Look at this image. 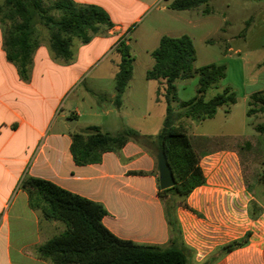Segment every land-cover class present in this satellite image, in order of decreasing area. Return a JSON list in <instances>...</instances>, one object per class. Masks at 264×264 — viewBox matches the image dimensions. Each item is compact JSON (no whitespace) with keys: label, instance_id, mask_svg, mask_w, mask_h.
<instances>
[{"label":"crops","instance_id":"crops-1","mask_svg":"<svg viewBox=\"0 0 264 264\" xmlns=\"http://www.w3.org/2000/svg\"><path fill=\"white\" fill-rule=\"evenodd\" d=\"M73 1L101 7L109 14L114 27L87 44L75 39L72 58L67 61L57 58L49 39L43 37L34 53L28 81L23 80L17 67L8 61L0 28V264H52L40 259L36 248L63 232L59 221L45 219L40 211L30 207L29 197L21 188L26 176L52 181L103 204L107 211L103 220L105 226L121 239L146 246H176L187 256L192 255L195 264L214 255L220 258L215 264H264V208L259 198L248 192L236 149L206 152L193 142V138L200 136L190 134L205 183L186 198L188 208L180 206L175 210L179 232L175 235L171 233L165 204L159 195L157 157L147 147L130 141L120 152L104 154L100 163L75 164L71 154L73 133L88 126H97L111 134L126 128L119 113L123 102L119 106L116 103L119 59L113 63L107 78L113 83L109 92L89 86L87 92L96 100L86 102L83 97L76 106L63 108L58 114L66 94L84 74L90 73L93 58L113 52L119 55L116 48L120 40L136 32L131 33V28L156 4H164L159 11L162 13L182 11L168 8L174 0ZM163 36L179 37L159 32L152 39L160 43ZM158 84L160 96L161 88L165 92V84ZM249 84L245 79L246 88ZM257 92L264 89L248 91L242 100L248 104L249 97ZM85 103L91 122L84 121L86 115L80 109ZM111 104L118 108V115L101 119V112L106 116L113 112L107 107ZM149 115L150 112L144 113L143 119H149ZM42 138H46V142L38 149ZM257 208H261L260 212L253 218ZM243 240H247L244 246L227 254L217 253L221 247Z\"/></svg>","mask_w":264,"mask_h":264},{"label":"trees","instance_id":"trees-1","mask_svg":"<svg viewBox=\"0 0 264 264\" xmlns=\"http://www.w3.org/2000/svg\"><path fill=\"white\" fill-rule=\"evenodd\" d=\"M213 0H174L169 4L173 11H202L212 13ZM40 27L48 30L52 52L57 58L70 60L75 39L83 44L114 27L109 14L96 5H79L73 0H0V28L7 59L13 63L20 77L28 81L33 56L43 41ZM117 51L121 55L119 71L115 78L119 106L133 76L134 58L125 39H121ZM154 64L146 73L148 80L165 84L167 116L160 133L144 136L132 128H124L111 134L97 126H88L72 134L71 154L76 165L100 163L104 154L120 152L130 141L148 148L157 157L164 150L176 178V185L161 190L159 195L165 204V214L171 233L179 234L175 210L188 208L186 198L205 183L200 158L193 146L190 132L181 124L182 119L201 122L213 118L220 107L237 104V95L226 87L222 93L206 100L207 92L225 79L224 65L209 64L197 69L199 87L197 96L182 102V112H176V85L179 79L194 76L197 57L193 40L188 35L163 36L159 46L151 53ZM229 112V109L226 110ZM264 114V92L252 94L248 100V117ZM255 130L264 135V123ZM21 188L29 197V205L48 220L65 223V232L51 238L36 248L37 256L52 264H188L187 254L176 246L139 245L113 234L104 224L107 211L103 204L82 197L62 188L52 181L26 176ZM178 199V201H177ZM261 209V208H260ZM260 209L257 208L253 218ZM247 243L234 241L222 247L224 254Z\"/></svg>","mask_w":264,"mask_h":264},{"label":"rangeland","instance_id":"rangeland-1","mask_svg":"<svg viewBox=\"0 0 264 264\" xmlns=\"http://www.w3.org/2000/svg\"><path fill=\"white\" fill-rule=\"evenodd\" d=\"M163 5L158 3L147 11L142 21L131 28V33L134 30L136 32L128 39L124 38L134 58V69L122 100L123 106L119 112L121 121L123 119L126 128L142 130L147 135L157 136L160 133L167 116V103L163 88V94L158 96V82L146 78L147 71L154 64L151 53L159 44V41L152 38L159 32L179 37L190 36L197 52L194 76L175 82L177 99L172 103L173 108L176 112H182L180 104L197 96V69L209 64L226 67L225 79L207 92L206 100H211L226 87H230L236 93L238 103L229 108L220 107L213 118L201 122L184 118L181 124L188 128L190 134L201 137L193 138L199 149H205L206 152L227 149L238 151L248 192L259 198L260 205L264 208V135L255 130L258 124L264 123V114L258 113L248 117V104L242 100L248 91L264 89V0H213L210 3L212 13L209 15H203L197 10L177 14L172 11L159 12ZM40 30L42 36L48 39V30L42 27ZM118 59L121 62V55L117 52L93 58L90 61L93 63V69L84 74L78 84L66 94L58 114L63 108L76 106L83 97L86 102L96 100L87 92L89 86L109 92L113 83L107 78L111 74L113 63ZM245 79L250 82L247 88ZM159 98L161 101L158 102ZM109 105L107 107L113 112L108 116L101 112V119H111L118 115V108L113 104L111 107ZM85 107L86 103L82 104L80 109L86 115ZM228 109L229 113L226 112ZM64 111L68 112V109ZM148 112L149 119L144 120L143 114ZM84 121L91 122L87 115ZM45 142L46 138H42L37 148L41 149ZM59 223L65 232V223ZM13 236L15 238V233ZM221 249L222 247L217 253L221 252ZM219 259L214 255L201 264H215ZM188 264H195L192 255H188Z\"/></svg>","mask_w":264,"mask_h":264},{"label":"water","instance_id":"water-1","mask_svg":"<svg viewBox=\"0 0 264 264\" xmlns=\"http://www.w3.org/2000/svg\"><path fill=\"white\" fill-rule=\"evenodd\" d=\"M158 170H159V182L160 189L166 190L176 185V178L174 176L173 169L170 166L168 157L164 150H160L157 154Z\"/></svg>","mask_w":264,"mask_h":264}]
</instances>
